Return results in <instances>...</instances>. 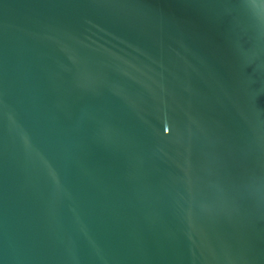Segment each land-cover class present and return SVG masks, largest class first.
Segmentation results:
<instances>
[{"label":"water","instance_id":"1","mask_svg":"<svg viewBox=\"0 0 264 264\" xmlns=\"http://www.w3.org/2000/svg\"><path fill=\"white\" fill-rule=\"evenodd\" d=\"M0 264H264V0H0Z\"/></svg>","mask_w":264,"mask_h":264}]
</instances>
